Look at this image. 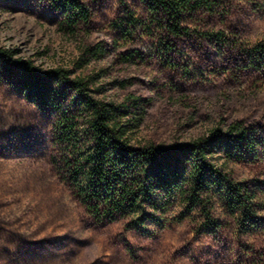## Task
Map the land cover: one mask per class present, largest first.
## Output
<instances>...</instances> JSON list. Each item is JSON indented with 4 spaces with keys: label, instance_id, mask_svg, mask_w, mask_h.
I'll list each match as a JSON object with an SVG mask.
<instances>
[{
    "label": "rangeland",
    "instance_id": "obj_1",
    "mask_svg": "<svg viewBox=\"0 0 264 264\" xmlns=\"http://www.w3.org/2000/svg\"><path fill=\"white\" fill-rule=\"evenodd\" d=\"M81 1L91 22L70 30L53 0H0V48L42 70L92 76L97 98L123 106L136 145L173 147L242 123L255 151L213 161L256 195L259 225L244 229L221 197L208 229L179 203L161 224L97 221L61 162L58 113L0 66V264H264V58L250 52L264 48V0H226L189 21L229 44L191 36L172 50L143 0ZM127 9L150 27L131 41ZM63 102L82 114L72 89Z\"/></svg>",
    "mask_w": 264,
    "mask_h": 264
},
{
    "label": "trees",
    "instance_id": "obj_2",
    "mask_svg": "<svg viewBox=\"0 0 264 264\" xmlns=\"http://www.w3.org/2000/svg\"><path fill=\"white\" fill-rule=\"evenodd\" d=\"M224 1L143 0L168 50H172L173 40L191 36L229 44L223 32L199 30L189 24L199 14L225 10ZM53 3L67 16L70 30L90 24L92 13L81 0ZM126 14L129 26L122 28L126 40L131 41L138 27L150 29L133 12L127 9ZM250 52L264 58L262 46ZM0 66L8 77L19 76L20 88L30 98L58 113L61 162L97 221L126 220L132 227L161 224L179 203L204 219L208 229L216 223V199L221 197L228 213L237 216L244 229L258 227L256 195L213 161L221 152L242 157L255 151L254 138L242 123L226 130L214 129L206 137L173 147L136 145L129 136L131 127L123 122V106L97 98L92 76L72 78L69 70H42L30 60L17 58L14 51L1 48ZM67 88L74 91L81 115L64 106Z\"/></svg>",
    "mask_w": 264,
    "mask_h": 264
}]
</instances>
